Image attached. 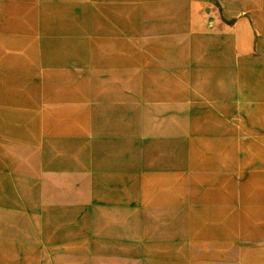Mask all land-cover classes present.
Instances as JSON below:
<instances>
[{"label": "rangeland", "instance_id": "obj_1", "mask_svg": "<svg viewBox=\"0 0 264 264\" xmlns=\"http://www.w3.org/2000/svg\"><path fill=\"white\" fill-rule=\"evenodd\" d=\"M263 54L264 0H0V264H264Z\"/></svg>", "mask_w": 264, "mask_h": 264}, {"label": "crops", "instance_id": "obj_2", "mask_svg": "<svg viewBox=\"0 0 264 264\" xmlns=\"http://www.w3.org/2000/svg\"><path fill=\"white\" fill-rule=\"evenodd\" d=\"M258 61H260L264 65V54H263L262 60H258ZM262 76L264 77V70L262 71ZM259 140H261V143H262L260 145L264 146V139H259ZM225 146H239V148L241 149V151H240L241 155L239 157V160H236L234 162V165L229 164V165H231V167H234L235 169H238L239 165H241V163L243 162L244 143L243 144H237L236 143V144H232L231 145L230 143H228L226 141L222 142L221 140H218V141H215L214 144L212 143L211 148H222V147H225ZM220 159H222V158H220ZM222 160L225 161L226 163L229 162V161H227V159H222ZM239 187H240V185H239ZM234 191L237 192V190L235 189V186H226L224 188V190H223L222 196H226V195H228L230 193H233Z\"/></svg>", "mask_w": 264, "mask_h": 264}]
</instances>
